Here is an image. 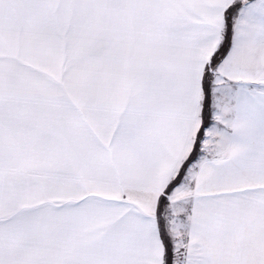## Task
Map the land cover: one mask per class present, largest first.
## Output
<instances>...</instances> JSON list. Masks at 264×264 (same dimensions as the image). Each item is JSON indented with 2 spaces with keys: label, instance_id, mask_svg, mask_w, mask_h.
<instances>
[{
  "label": "snow or ice",
  "instance_id": "1",
  "mask_svg": "<svg viewBox=\"0 0 264 264\" xmlns=\"http://www.w3.org/2000/svg\"><path fill=\"white\" fill-rule=\"evenodd\" d=\"M0 264H264V0H0Z\"/></svg>",
  "mask_w": 264,
  "mask_h": 264
}]
</instances>
